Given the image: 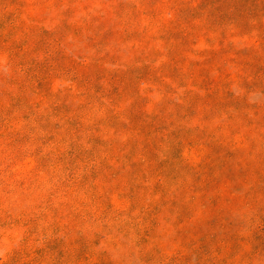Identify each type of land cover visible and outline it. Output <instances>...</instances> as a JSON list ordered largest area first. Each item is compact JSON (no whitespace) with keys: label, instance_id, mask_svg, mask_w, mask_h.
<instances>
[{"label":"rangeland","instance_id":"rangeland-1","mask_svg":"<svg viewBox=\"0 0 264 264\" xmlns=\"http://www.w3.org/2000/svg\"><path fill=\"white\" fill-rule=\"evenodd\" d=\"M0 264H264V0H0Z\"/></svg>","mask_w":264,"mask_h":264}]
</instances>
